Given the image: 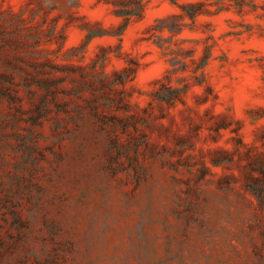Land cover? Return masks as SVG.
Segmentation results:
<instances>
[{
    "label": "rangeland",
    "instance_id": "1",
    "mask_svg": "<svg viewBox=\"0 0 264 264\" xmlns=\"http://www.w3.org/2000/svg\"><path fill=\"white\" fill-rule=\"evenodd\" d=\"M0 264H264V0H0Z\"/></svg>",
    "mask_w": 264,
    "mask_h": 264
}]
</instances>
